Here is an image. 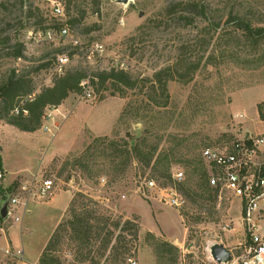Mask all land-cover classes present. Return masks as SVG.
I'll use <instances>...</instances> for the list:
<instances>
[{
  "label": "rangeland",
  "instance_id": "rangeland-1",
  "mask_svg": "<svg viewBox=\"0 0 264 264\" xmlns=\"http://www.w3.org/2000/svg\"><path fill=\"white\" fill-rule=\"evenodd\" d=\"M57 4L64 9L61 19L54 16L53 7ZM181 5H197V11L203 14L197 15ZM172 6H177V12H169ZM183 18L189 19L190 24ZM74 19L78 22L70 25L71 29L68 27L72 35L82 45L103 44L105 54L95 64H89L83 54L71 56L68 69L82 66L93 72L111 70L118 60L144 85L142 81H149L155 71L175 65L181 50L188 63L201 61L200 69L188 82L169 83L170 103L163 109L150 104L146 87L124 96H112L110 86L100 92L94 87V98L89 101L72 94L61 106L47 112L40 130L47 125L51 133L44 130L34 142L26 132L17 130L16 137L3 133L0 156L7 169L35 171L39 180H53V194L70 191L73 199L83 195L89 211L97 212V216L110 217L112 222L135 221L140 227L139 239L132 242L128 234L125 247L130 249L126 258L137 264H171L155 251L149 233L157 241L178 249L177 261L172 264H209L204 246L212 240L242 254L247 239L239 201L224 193L216 204L199 198L197 202L185 200L180 209L172 208L150 193L139 191L145 179L158 185L164 183L154 175L153 165L145 168L133 158L124 168L120 165L124 158L112 163V157L102 153L101 148L88 155L85 150L96 137H108L122 145L146 129L152 131L154 138H162L159 151L177 144L182 150L221 148L242 137L254 114L247 109V102L261 95L259 99H264V34L258 45L253 44L239 28L237 19L253 29H264V0H0V75L7 78L14 71L28 73L37 88L52 85L53 65L59 55L69 53L70 45L67 40H46L41 27ZM17 42L25 46L26 61L6 56L8 47ZM42 65L46 67L40 69ZM178 70L184 73L182 67ZM145 86L151 84L146 82ZM129 104L131 109H139V116L123 115ZM257 119L261 121L260 117ZM258 121L247 126L253 133L264 134V125ZM52 148L54 156L43 165L45 150L51 152ZM66 148L70 150L66 152ZM172 172H183V183H187L188 173L182 163L173 166ZM24 179L21 176L15 185L2 190L13 194L21 183L31 181ZM198 182L194 179L187 187L197 190ZM3 196L0 192V209ZM68 209L64 221L69 219ZM28 223L31 230L24 238L34 237L32 247L40 250L49 240L52 225L46 223L37 228ZM9 225L12 223L0 220V237ZM70 235L65 234L55 249L64 264H95V260L108 264L109 253L101 258L98 252L100 240L92 242L91 247H81L69 239ZM128 258L121 264H129ZM79 259L87 260L81 263ZM3 261L0 258V264ZM24 261L30 262L27 255ZM17 262L13 258L6 264Z\"/></svg>",
  "mask_w": 264,
  "mask_h": 264
},
{
  "label": "trees",
  "instance_id": "trees-1",
  "mask_svg": "<svg viewBox=\"0 0 264 264\" xmlns=\"http://www.w3.org/2000/svg\"><path fill=\"white\" fill-rule=\"evenodd\" d=\"M71 1L68 0L69 3ZM177 6L170 7L168 9L169 12H177ZM181 6L184 9H191L197 15L203 14L202 11H197V5L191 7L188 5ZM184 20L188 21L189 19L186 18ZM237 21L239 28L244 31L245 37L252 40L253 44L258 45L259 38L264 34V29H253L249 23L239 19ZM76 22H78L76 19L64 24L54 21L52 25L41 27V30L45 32L51 29L59 30L64 25L70 28V25ZM188 23L190 24V20ZM8 48H6V50H9L6 55L7 57L13 58L16 61H26L25 46L23 43L17 42ZM69 54L70 57L74 56L73 52ZM186 56V53L181 50L175 65H169L155 71L149 81H142L144 85H141V81L127 71L111 69L93 72V76L98 80L97 82H93V86L97 92L110 86L114 92L112 96H115L116 93L124 96L130 91H136L146 87L150 104L155 108H167L170 103L169 83L172 81L188 82V80L192 79L193 74L200 69L201 61H198L196 64H191L188 63L189 59ZM44 67L46 65L40 66V69ZM180 67H182L184 73L178 70ZM87 74L88 71L82 66L70 67L66 69L64 75H54L52 85L43 86L40 89H37L35 81H33L28 73L18 74V72L14 71L7 78L0 75V122L7 123L21 132L34 133L40 130L44 125L47 112L50 109L61 106L72 94H80L81 81L87 77ZM146 82H149L151 87L145 86ZM22 102H24L23 105ZM130 107L129 104L125 108L123 115L139 116V109H131ZM16 108H20L18 114L15 113ZM22 109L27 111L28 114L24 115ZM258 113L261 121H264V103L258 105ZM153 136L152 131L146 129L141 135L133 138L131 142H124L122 145L110 141L108 137H96L87 146L85 155L101 148L102 153H108L112 157V163H116L118 158H124L123 163L120 164L124 168L135 158L145 168L153 165L154 175L164 182L160 186L176 187L185 200L197 202V199L201 198L204 201L216 204L218 191L209 185L207 167L202 157V151L210 147H205L202 150H199V147H187L182 150V147L177 144L159 151L162 138H154ZM157 136L155 135V137ZM153 139H157V142H153ZM177 163H182L187 169V183H175L172 168ZM0 170L2 171L1 156ZM194 179L199 180L196 184L197 190L187 187L189 182ZM2 189L0 185V192L6 196L7 193ZM77 196V198L72 200L70 208L68 209L67 217L69 219L62 220L59 223L43 251L39 264H64L55 255V249L62 239H64L65 234L68 236L71 234L69 239L72 242L80 244L81 247H91V244L100 240L101 247H99L98 252L101 258L109 253V257L106 260L108 264H121L122 261H126L128 258H126V254L130 252V249L125 247L126 236L129 234L132 242L137 241L140 231L138 224L133 220L123 221L122 219L112 222L110 217L97 216V212L89 211V206L84 203V200L87 199L83 195ZM78 207L81 210L79 212L77 211ZM0 220L3 221L1 213ZM148 238L149 242H153L152 246L155 251L167 259L169 263H176L178 249L174 245L168 242L157 241L152 233L148 234ZM79 260L82 263L87 259ZM94 263L100 264L96 260Z\"/></svg>",
  "mask_w": 264,
  "mask_h": 264
},
{
  "label": "built area",
  "instance_id": "built-area-1",
  "mask_svg": "<svg viewBox=\"0 0 264 264\" xmlns=\"http://www.w3.org/2000/svg\"><path fill=\"white\" fill-rule=\"evenodd\" d=\"M53 12L58 19L64 17V9L60 4L53 7ZM45 37L50 41L67 40L70 45L68 52L76 51L74 56L83 54V58L88 60L89 64H95L96 60L102 61L101 57L105 54L103 44L93 42L82 45L66 25L59 30L47 31ZM69 53L57 57L52 68L53 75L62 76L65 74L71 64ZM113 69L126 71L127 67L124 63L115 60ZM97 81L93 76V71H88L87 77L80 84L81 99L89 101L94 98L93 82ZM30 98L32 99V97ZM23 104L24 102H22ZM22 111L24 115L28 114L27 111L23 109ZM19 112L20 108H16L15 113ZM44 130L51 133V129L47 125ZM202 157L207 167L209 185L218 191L219 201H222L224 193L239 201L242 225L247 239L242 254L227 248L231 252L232 260L222 264H264V134L246 131L242 137L221 148L204 149ZM3 175V171L0 170V180L3 179ZM173 179L175 183H182L185 180V175L183 172L173 173ZM101 182L104 185L106 181L103 179ZM54 190L55 184L51 179L39 180L35 178L21 183L16 192L1 198L3 201L8 200L6 216L2 217L3 222H20L19 212L27 208L29 201L45 202L52 196ZM139 191L144 195L150 193L151 197L172 208L180 209L185 204V199L176 187H162L154 180L145 179ZM217 244H222V242L212 240L206 242L204 246V253L209 264H218L211 254L212 248ZM3 254V264L13 258L18 261L24 259L22 250L12 251L10 247L3 250ZM128 263L137 264L132 258L128 259Z\"/></svg>",
  "mask_w": 264,
  "mask_h": 264
},
{
  "label": "crops",
  "instance_id": "crops-1",
  "mask_svg": "<svg viewBox=\"0 0 264 264\" xmlns=\"http://www.w3.org/2000/svg\"><path fill=\"white\" fill-rule=\"evenodd\" d=\"M35 85H36V82H35ZM40 88L41 87H38L37 89H40ZM261 96H257V98L256 97L251 98L249 102H247L249 104V106H247V109L249 111L251 110V112L254 113L252 114L253 119L251 121H248L250 124L254 123V120L255 121L259 120L257 119L259 118L258 105L261 103H264V99H259V97ZM258 122L264 125V121H258ZM248 124H246L245 132L246 131L252 132L251 127L248 128L247 126ZM253 129H255V127H253ZM17 130H18L17 128L10 126L7 123L0 122V144L3 142V139H4L3 133H9L15 136L17 134L16 132ZM43 131L44 130H38L34 133H28L33 138L31 142H34L36 141V139L40 138L42 133L44 134ZM94 135L96 136L97 134H94ZM66 149H67L66 152L70 150V148H66ZM50 151L51 152H49L48 150L47 152V150H45L46 153L44 154V157L42 160L43 165L44 164L47 165V161H49L50 158L54 156L53 148L50 149ZM2 171L4 175H3L1 185H2V188L6 190L12 187L13 185H15L16 180L21 176L25 177V179L28 178L29 180H33L35 178L39 179L37 175L35 174V171L30 172V171L23 170L22 172L20 171L10 172L5 165L3 158H2ZM49 198L50 200L45 201V202L29 201L27 208L22 211L20 210L22 212L21 221L17 223L11 222L12 223L11 227L9 225L7 227L8 228L7 232L3 231L4 233L3 237H0V258L4 259L3 250L12 246L16 250H22L24 253V258H25V255H27L30 261L27 263L23 259L22 261H18L17 262L18 264H38L39 263V260L51 236L53 235L59 223L65 217V213L73 200V194L70 191L58 192V193L52 194V196ZM28 222L33 223V225H35L37 228H41V225H44L46 223L52 225L51 227L52 232L49 235V238H48L49 240L46 241V243L40 250L33 249L32 247L34 244V239H35L34 237L28 240L24 238V235H26L31 230L30 226L32 225H30ZM14 223L20 224V225H15ZM18 235H19V238H17Z\"/></svg>",
  "mask_w": 264,
  "mask_h": 264
},
{
  "label": "water",
  "instance_id": "water-1",
  "mask_svg": "<svg viewBox=\"0 0 264 264\" xmlns=\"http://www.w3.org/2000/svg\"><path fill=\"white\" fill-rule=\"evenodd\" d=\"M125 1V0H124ZM8 200H5L1 207V216H6ZM212 257L218 263H227L232 260L231 252L222 244H217L212 248Z\"/></svg>",
  "mask_w": 264,
  "mask_h": 264
}]
</instances>
